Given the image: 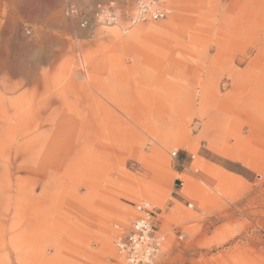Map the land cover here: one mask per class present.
<instances>
[{"label":"rangeland","instance_id":"374dc122","mask_svg":"<svg viewBox=\"0 0 264 264\" xmlns=\"http://www.w3.org/2000/svg\"><path fill=\"white\" fill-rule=\"evenodd\" d=\"M109 1L0 0V264H116L142 200L158 264H264V5Z\"/></svg>","mask_w":264,"mask_h":264},{"label":"built area","instance_id":"2783aa9c","mask_svg":"<svg viewBox=\"0 0 264 264\" xmlns=\"http://www.w3.org/2000/svg\"><path fill=\"white\" fill-rule=\"evenodd\" d=\"M169 0H135L134 9L126 16L124 31L140 23L164 19L171 11ZM65 13L78 20L85 28L118 25L122 9L111 0L97 4L89 10L74 5L67 6ZM176 155V152H174ZM192 205V203H190ZM136 216L131 226L116 239V264H158L161 241L156 234L155 207L147 200L135 204Z\"/></svg>","mask_w":264,"mask_h":264},{"label":"bare ground","instance_id":"6f19581e","mask_svg":"<svg viewBox=\"0 0 264 264\" xmlns=\"http://www.w3.org/2000/svg\"><path fill=\"white\" fill-rule=\"evenodd\" d=\"M264 5V0H253V19L255 20V26H259V17H260V14H261V10H262V6ZM261 20V19H260ZM201 89L203 90V92H204V90H205V88H204V85H202L201 86ZM175 92H176V94L178 95L180 92L179 91H176L175 90ZM186 91H184V93H185ZM159 94H161L160 92H158ZM202 95H203V93H202ZM184 105V104H183ZM198 109L199 110H201L202 109V104H200V106L198 107ZM197 125L198 124H196L195 125V127L194 128H196L197 127ZM199 125H202L203 126V128H204V126H205V121H204V119H203V117L201 118V122L199 123ZM118 129H119V127H118ZM100 130V129H99ZM115 130V129H114ZM97 131H98V129H97ZM96 132V131H95ZM119 138V137H118ZM119 144V143H118ZM95 146H98L97 144L95 145ZM100 148V147H99ZM103 148V147H102ZM104 149V148H103ZM102 149V150H103ZM108 149V148H107ZM192 149L193 150H196V148L195 147H192ZM104 150H106V149H104ZM110 151H112V150H110Z\"/></svg>","mask_w":264,"mask_h":264}]
</instances>
